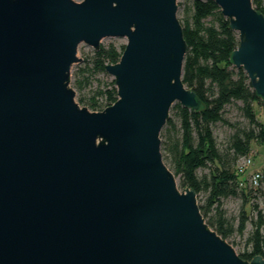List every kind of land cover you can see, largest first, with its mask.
<instances>
[{
	"label": "water",
	"instance_id": "water-1",
	"mask_svg": "<svg viewBox=\"0 0 264 264\" xmlns=\"http://www.w3.org/2000/svg\"><path fill=\"white\" fill-rule=\"evenodd\" d=\"M239 44L231 60L264 100V12L214 0ZM178 0H0V264H264L243 258L178 186L161 131L201 99L182 78ZM125 36L106 71L118 98L76 99L81 42Z\"/></svg>",
	"mask_w": 264,
	"mask_h": 264
},
{
	"label": "trees",
	"instance_id": "trees-1",
	"mask_svg": "<svg viewBox=\"0 0 264 264\" xmlns=\"http://www.w3.org/2000/svg\"><path fill=\"white\" fill-rule=\"evenodd\" d=\"M253 3L264 12L262 0ZM181 4L184 12L180 21L188 43L182 78L196 91L201 104L195 110L178 102L173 106L178 121L169 118L166 122L163 158L174 174L180 176L183 187L196 190L200 209L213 229L232 244L230 238L236 232L246 231L244 248L238 253L245 259L258 254L264 257V208L259 201L261 197L264 201V173L257 188L250 181L244 188L240 175L248 168L243 173L236 168L239 158L250 154L254 143L264 144V122L255 108L263 99L245 70L232 63L231 55L239 44V36L220 6L214 0H185ZM124 46L101 44L91 59L93 71L106 72L108 63L119 61ZM79 81L82 87L92 82L89 76ZM117 98L112 79L98 86L87 100V107L101 110ZM228 105L239 110L240 118L233 120L227 116ZM218 122L231 129L224 146H220L214 133ZM171 131L180 135L175 139ZM204 167L208 171L198 174V168ZM238 195L243 199L241 210L237 217H231L224 208V199Z\"/></svg>",
	"mask_w": 264,
	"mask_h": 264
},
{
	"label": "rangeland",
	"instance_id": "rangeland-1",
	"mask_svg": "<svg viewBox=\"0 0 264 264\" xmlns=\"http://www.w3.org/2000/svg\"><path fill=\"white\" fill-rule=\"evenodd\" d=\"M81 1V0H77ZM185 0H178V4H181ZM263 4H264V0ZM183 6L182 4L179 5L178 7V17L182 18L183 17ZM127 42V38L125 36H108L104 37L101 40V44L104 45H109L111 43H114L117 46L124 45ZM95 48L92 45H89L85 42H81L79 44L78 48V56L82 58L81 61H78L73 64L72 69H71V86L75 89L76 91V99L82 104L86 105L89 107V104L87 103V100L90 98V96L93 94V92L102 84H106L107 82H110L113 78L111 74H109L107 71L106 72H95L93 69V63L91 61L94 53H95ZM85 76H89L90 80L92 81L89 85L86 86H81V82L79 80H83ZM178 101H176L173 105L172 108L170 109V116L169 118H172L175 121H178V117L175 114V104H177ZM179 103V102H178ZM256 108V113L258 117L264 122V100L260 103H257L255 105ZM91 109V108H90ZM92 110V109H91ZM227 116L229 118H232L233 120L240 118V112L239 110L234 106V105H228L227 106ZM168 118V119H169ZM167 124L164 125L161 131V149L163 142L167 139V134L165 135L164 132H166ZM231 132V129L226 126L225 124L218 122L214 125V133L217 137V140L220 144V146H224L226 144V139L228 134ZM164 134V135H163ZM171 135L176 139L180 133L177 131H171ZM250 156L252 157L253 163L248 166L247 171L240 175V178L244 180V185L249 186V181H250V173L256 169L261 170L264 173V144L261 143H254L253 149L250 152ZM198 174H202L204 172L208 171V167L204 168H198ZM176 180L178 183V186L180 189H183V185L181 182L180 176H176ZM263 185V183H262ZM260 205L262 208H264V201L262 200V197L259 199ZM243 199L241 196H231L226 199H224V208H226L228 215L231 217H237L239 215V212L241 210ZM250 228V225H248V229ZM247 229V230H248ZM246 239V231L244 234H239L236 232L230 240L233 241V245L235 246L237 251H241L244 248V243Z\"/></svg>",
	"mask_w": 264,
	"mask_h": 264
},
{
	"label": "built area",
	"instance_id": "built-area-1",
	"mask_svg": "<svg viewBox=\"0 0 264 264\" xmlns=\"http://www.w3.org/2000/svg\"><path fill=\"white\" fill-rule=\"evenodd\" d=\"M253 163L252 157L250 154L242 156L239 158L236 168L238 173H243ZM263 177V172L261 170H254L250 173V184L253 187L257 188L260 184L261 178Z\"/></svg>",
	"mask_w": 264,
	"mask_h": 264
}]
</instances>
